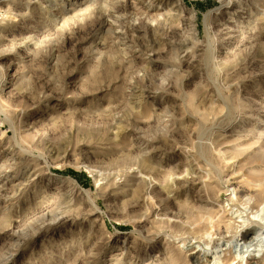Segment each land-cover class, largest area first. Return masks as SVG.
Wrapping results in <instances>:
<instances>
[{"label":"rangeland","instance_id":"374dc122","mask_svg":"<svg viewBox=\"0 0 264 264\" xmlns=\"http://www.w3.org/2000/svg\"><path fill=\"white\" fill-rule=\"evenodd\" d=\"M263 173L264 0H0V264H206Z\"/></svg>","mask_w":264,"mask_h":264},{"label":"bare ground","instance_id":"6f19581e","mask_svg":"<svg viewBox=\"0 0 264 264\" xmlns=\"http://www.w3.org/2000/svg\"><path fill=\"white\" fill-rule=\"evenodd\" d=\"M263 174L259 179L254 178L250 187L243 186L240 181L229 184L227 189L233 187L234 194V197L229 199V205L222 204L216 211L212 209L210 212L190 215L187 222L182 220L181 223L180 219H176L182 227H185L186 223L197 225L196 228L186 229L192 237L184 240L183 244L198 241L197 247L205 246L207 249L203 250L202 256L209 264H249L250 258H259L264 252ZM91 203L95 210L100 211L96 201ZM216 213H221V217L215 218ZM251 227L256 230L253 236Z\"/></svg>","mask_w":264,"mask_h":264}]
</instances>
